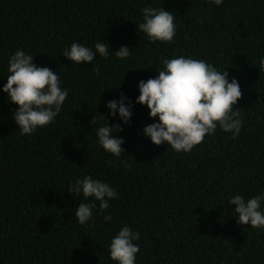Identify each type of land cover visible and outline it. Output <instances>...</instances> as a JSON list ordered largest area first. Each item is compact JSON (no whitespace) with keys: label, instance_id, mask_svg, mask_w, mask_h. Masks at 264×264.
<instances>
[{"label":"trees","instance_id":"trees-1","mask_svg":"<svg viewBox=\"0 0 264 264\" xmlns=\"http://www.w3.org/2000/svg\"><path fill=\"white\" fill-rule=\"evenodd\" d=\"M146 5L173 12L171 42L136 31ZM99 39L132 53L77 66L60 54L72 42ZM17 49L55 70L69 94L53 123L20 135L16 106L0 92V264H114L108 243L123 225L140 233L136 264H264V230L239 225L228 204L237 193L264 190V71L255 63L264 56V0H0V86ZM174 55L226 67L238 81L243 125L236 137L218 128L184 153L141 134L155 118L134 102L136 83ZM120 93L132 116L124 124L108 117L124 139L123 154L113 158L89 121L107 116L105 102ZM83 175L118 192L105 210L110 221L94 210L93 222H76L82 198L67 187Z\"/></svg>","mask_w":264,"mask_h":264},{"label":"clouds","instance_id":"clouds-1","mask_svg":"<svg viewBox=\"0 0 264 264\" xmlns=\"http://www.w3.org/2000/svg\"><path fill=\"white\" fill-rule=\"evenodd\" d=\"M209 2L219 6L223 0ZM140 16L135 24L136 31L150 42L167 43L176 36L177 24L172 11L161 5H146L140 9ZM131 53L132 50L123 45L112 50L107 41L99 39L92 46L72 42L60 54L77 66L91 64L97 56L108 58L114 55L118 60H127ZM255 63L264 71V56ZM225 69L219 70L205 59L186 55L163 58L159 70H155L158 73L155 77L136 83L138 95L134 102L146 107L150 119L155 118L142 128L141 134L153 145L164 143L175 152L184 153L218 128L236 137L243 125L240 108L236 107L242 93L238 81L234 77L229 79ZM7 73L0 92L16 106L12 119L20 135H31L38 128L53 123L69 94V90L62 87L59 74L46 66L34 64L33 54L23 49H17L8 57ZM105 108L107 116L96 113L89 122L94 128L96 143L106 154L119 158L123 154L124 139L115 133L120 130V124L109 126L108 117L116 116L121 124L127 123L132 116V102L120 93L116 99L106 101ZM97 114L103 122L97 121ZM67 193L82 198L74 211L80 225L93 222L94 210L97 215L104 213L103 219L110 221L111 216L105 210L119 195L108 182L90 175H83L70 183ZM228 204L233 206V217L239 225L264 230V190L248 197L237 193L228 199ZM139 239L138 231L128 225L120 227L110 237L109 260L114 264H136L140 249L136 241Z\"/></svg>","mask_w":264,"mask_h":264}]
</instances>
